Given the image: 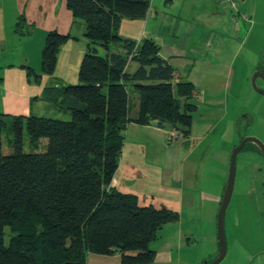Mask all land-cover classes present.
Wrapping results in <instances>:
<instances>
[{"label": "trees", "instance_id": "1", "mask_svg": "<svg viewBox=\"0 0 264 264\" xmlns=\"http://www.w3.org/2000/svg\"><path fill=\"white\" fill-rule=\"evenodd\" d=\"M149 2L66 0L72 16L85 22L86 38L77 83L55 89L70 119L0 114V264H85L89 252H118L121 264H151L156 252L150 241L179 219L177 210L140 205L135 194L110 186L129 123L169 124L184 136L197 109L194 85L171 82L174 68L152 40L119 35L122 18H144ZM70 38L49 31L41 74L28 67V75L52 74L58 50ZM130 62L137 64L133 71L127 70ZM8 118L7 154L2 131ZM24 130L32 144L47 139L45 148L24 151Z\"/></svg>", "mask_w": 264, "mask_h": 264}, {"label": "crops", "instance_id": "2", "mask_svg": "<svg viewBox=\"0 0 264 264\" xmlns=\"http://www.w3.org/2000/svg\"><path fill=\"white\" fill-rule=\"evenodd\" d=\"M201 1L204 0H150L144 18H122L118 31L121 37L135 41L152 40L158 46V55L174 68V77L171 82L176 84L187 81L194 85V102H196L195 96L197 95L195 86L201 83L197 82L195 77L199 75H203L204 78L213 77L218 71L223 74L220 82L226 83L227 89L231 87L232 82L230 80L234 77L235 71L230 65H234L241 54L245 56L246 52L253 53V48L246 46L248 38L253 39L255 36L257 25L255 21L250 19L252 13L257 12L255 0H239V5L243 3L244 6L242 9L239 6L237 11L244 15L245 20L239 23L235 21L232 27L227 28L228 32L232 33L234 42L231 43L230 40L223 39L217 43L215 40L217 35L215 29H218L215 26V16L219 12L216 10L217 6L223 11L233 12V9L222 6L218 0H207L205 3H210L209 8L199 9L198 4ZM21 18L23 20L20 21L18 30H16L17 23ZM246 24H251V26L249 25L250 27L244 32ZM51 30L68 34L71 38L62 44L58 50L53 73L50 75L42 74L38 79H34L28 75L27 68L30 67L36 73L41 74V49L46 34ZM84 32L85 22L72 16L70 9L66 6V0H0V114L13 117L17 115L44 116L58 113L62 115L61 119L70 117V112L62 105L61 97L55 95V89L68 83L65 82L68 76L64 73L59 78L60 76H57L56 73L63 61L65 68L72 69L70 75L72 81L77 80L76 69L78 70L86 49ZM246 34L248 35L247 39ZM78 35L81 40L77 38ZM76 40L82 42L80 46L73 45ZM222 42L226 48L231 45L233 47L234 55L230 60L232 63L230 65H227L224 57L221 56ZM246 57H249L248 54ZM217 58L222 59L217 61ZM129 64L127 66L128 71H133L137 66L134 63V68L129 70ZM132 96L137 101L138 94L132 92ZM196 107L198 109L197 104ZM249 118L251 121L250 115ZM130 126L152 129L163 135L166 141H170L167 138V133L172 129V126L169 124H163L159 127L155 121H150L148 124L129 123L126 128ZM192 134L191 124L189 133L177 141L175 147L171 143L168 144L169 148L182 149L184 154L180 159L166 158L160 164H163L162 167L157 165V175H151L149 178L155 189L139 192L140 194L131 190V185L137 180H131L134 174H130V172H127L126 176H119L118 170L121 164L118 165L119 167L110 183L111 187L121 192L135 194L138 203H140L141 195L142 203L140 204L142 205H153V201L158 199L165 203L162 206L178 211L179 219L177 221L164 224L160 228H166L169 232L176 234L175 239L170 236L163 243L162 247L168 250L176 247L180 251L183 246H189V244L193 246L199 237L205 240L201 237V229H196L198 220H206L210 223L207 234L211 233L214 226L212 214L216 210L214 204L221 201L222 190L226 185L223 183L225 179L227 181L228 177L230 157L226 156L223 149L219 150L216 158L213 157L220 167L218 178L221 177V180L219 184L209 177L206 169L200 167L201 158H193L192 156L195 148L200 146L202 141L193 145L188 140L193 138ZM131 162L133 163L134 160ZM129 179L131 183L127 182ZM242 181H248V186L244 190L239 187L236 194V197L239 198L238 205L243 209L241 221L244 222L248 217L254 215L259 220L260 227L264 228V175L259 172L254 173L241 178ZM233 196L232 188L230 202ZM246 207L249 209L245 210ZM197 211L200 213V217L196 216ZM232 222L236 224L237 220L233 219ZM209 240L211 247L214 248L213 233H211ZM155 252L157 251L155 250ZM194 254V260H191L194 262L187 264L209 262L203 253H200V250L199 254ZM239 258V264H264V241L256 247L243 248ZM172 259L170 255L163 264H175L171 263ZM174 259L181 258L175 256ZM85 264H121V257L118 252L108 255L89 252L86 255ZM151 264L161 263L155 257Z\"/></svg>", "mask_w": 264, "mask_h": 264}, {"label": "rangeland", "instance_id": "3", "mask_svg": "<svg viewBox=\"0 0 264 264\" xmlns=\"http://www.w3.org/2000/svg\"><path fill=\"white\" fill-rule=\"evenodd\" d=\"M205 1L207 0L201 1V3L198 4L199 9L205 10L209 8L210 3H205ZM239 6L242 9L244 5L243 3H240L237 7L238 9ZM255 7L257 12L252 13L253 15L250 17L252 21L257 23L255 36L253 39L251 37L248 38L246 46L247 48L252 47L253 53L246 52L244 54L245 56L241 54L233 65L230 61L234 55L233 47H231V45L226 48V45L222 42L223 48L221 50V56L224 57L227 65L232 64L230 66H232V70L234 69L235 71L234 77L230 80L232 82L231 87L227 89L226 83L220 82L223 74L218 71H216V76L213 77L208 76L204 78L203 75L195 77L197 82H203V84L198 83L195 86L197 90L195 103L197 104L198 109L192 113L193 138H187H189L188 140H190L193 145L202 141L201 145L195 148L192 157L201 158L200 161H202L203 164L201 163L200 167L206 169L209 177L214 179L217 184H219L221 180V177L218 178L220 167L217 160L213 157L216 158L219 150L223 149L226 152V156L230 157L233 148L246 136H254L264 144V95L257 93L251 85V76L254 72L259 69H264V0H255ZM237 8L231 12L228 10L223 11L217 6L216 10L219 11L218 15L215 16V26L218 28L215 29L217 32L215 37L217 43L223 41V39H228L231 43L234 42L233 35L228 32L227 28L232 27L235 21L239 23L245 20L244 15L239 14ZM249 25L251 26V24H246L244 32L250 27ZM245 37L247 39L248 35L246 34ZM77 38L81 40L79 35ZM81 43L76 40L73 42V45L80 46ZM99 51L102 53L104 50L100 49ZM247 54L249 57H246ZM220 59L222 58H217V61ZM134 66V63H130L129 70H132ZM71 72L72 69L65 68L62 61V66L57 70L58 74L56 73V75L61 78L63 74L66 73L65 75L68 77L65 79L67 80L65 82L68 83L65 85L76 84L77 80L74 79L72 81V78L70 77ZM256 84L258 87L264 89L263 79H258ZM132 98L134 99V96H132ZM134 100L136 101V99ZM248 115L252 117L250 122H247L248 120L245 117ZM44 116L59 119L62 118V115L58 113L54 115L46 114ZM68 119H70V117H66L63 120ZM10 126L11 120L8 119L6 126L2 131V151L7 154L12 152V148L8 142L11 137ZM126 129L127 130L124 131V145L119 159V164H121L118 170L119 176H126L127 172L134 174V177H131V180L137 181L132 184L130 188H132L131 190H135L138 194L149 191L150 189H155V186L151 184L149 178H151V175H157V165H160L166 158L175 157L180 159L182 157L184 154L182 149L168 147V144L170 143L175 147L176 142L182 138H176L173 141H166L163 135H160L158 132L149 128L130 126ZM46 142L47 139L42 138L39 142L32 144L24 130V151H40L45 148L44 143ZM132 160H134L133 163L131 162ZM206 163L207 165H205ZM160 166L162 167L163 164ZM258 172L264 175L263 156L260 151L256 149L254 143L248 142L236 155L233 184L234 196L231 202L229 201L224 215L226 254L218 264H239L240 251L243 250V248L250 246L256 247L264 241V228L260 227L259 220H257L254 215L248 217L247 220H244L245 224L241 221L243 218L241 213L243 209L239 207V198L236 197L239 187L241 190H244V188L248 186V181L241 182V178L248 177V175ZM131 180L129 179L127 182L131 183ZM225 183L226 179L223 184ZM223 191L224 190H222V194ZM139 202L142 203L141 195ZM162 202V200L156 199L153 201V205L155 207H161L165 204ZM219 202H215L214 208L216 210H214L212 214L214 226L211 233H213L214 237V248L210 245L209 237L211 233L207 234V228L210 226V223L206 220H198L196 229H201V237L205 240H202L199 237L198 241H195L196 243H194L193 246H191L192 244H189V246H183L180 251H178L176 247L171 250L162 247L167 238L171 236V238L175 239L176 234L174 232H169L166 228L160 229L157 233V238L150 241L148 245L150 249H155L157 251V260L163 264L171 255L173 258L171 263L187 264L188 262H194L191 261L194 260V253L199 254L200 250V253L202 252L206 257V260L212 261L219 251L216 219ZM247 208L248 207H246L245 210ZM196 216L200 217L198 211ZM233 219L237 220L236 224H233ZM3 237L5 242H7L9 238V229L7 227L4 228ZM175 256L180 257L181 259L176 260L174 259Z\"/></svg>", "mask_w": 264, "mask_h": 264}, {"label": "water", "instance_id": "4", "mask_svg": "<svg viewBox=\"0 0 264 264\" xmlns=\"http://www.w3.org/2000/svg\"><path fill=\"white\" fill-rule=\"evenodd\" d=\"M258 77L264 80V69H259L255 71L251 77V85L253 89L257 93L264 95V89L258 87L256 84V79ZM245 117L248 120L247 122H249L250 121L249 115ZM248 142L254 143L260 150L263 156V167H264V144L258 138L254 136H246L242 138L239 144L236 145L231 152L228 177H227L224 192H223L221 201L219 203L218 211H217V238H218V244H219V251H218L217 256L212 261L206 262L205 264H218L225 256L226 241H225V235H224V215H225V211H226V208H227V205L229 203L231 193H232L234 176H235L236 155L244 147V145ZM64 264H83V263L65 262Z\"/></svg>", "mask_w": 264, "mask_h": 264}, {"label": "built area", "instance_id": "5", "mask_svg": "<svg viewBox=\"0 0 264 264\" xmlns=\"http://www.w3.org/2000/svg\"><path fill=\"white\" fill-rule=\"evenodd\" d=\"M222 6L227 8H231L235 10L239 5V0H218ZM183 135L180 132L175 131L174 129H170L167 133V138L170 141L175 140L176 138H182Z\"/></svg>", "mask_w": 264, "mask_h": 264}, {"label": "flooded vegetation", "instance_id": "6", "mask_svg": "<svg viewBox=\"0 0 264 264\" xmlns=\"http://www.w3.org/2000/svg\"><path fill=\"white\" fill-rule=\"evenodd\" d=\"M258 79H261V78H259V77H258V78L256 79V81H257ZM244 146H245V145H244ZM256 148H257V150H258V151H260V150L258 149V147H257V146H256ZM260 153H261V152H260ZM209 262H210V261H209Z\"/></svg>", "mask_w": 264, "mask_h": 264}]
</instances>
